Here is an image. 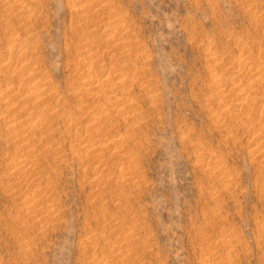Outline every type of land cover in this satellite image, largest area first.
<instances>
[{
	"label": "rangeland",
	"instance_id": "374dc122",
	"mask_svg": "<svg viewBox=\"0 0 264 264\" xmlns=\"http://www.w3.org/2000/svg\"><path fill=\"white\" fill-rule=\"evenodd\" d=\"M263 56L264 0H0V264H264Z\"/></svg>",
	"mask_w": 264,
	"mask_h": 264
},
{
	"label": "bare ground",
	"instance_id": "6f19581e",
	"mask_svg": "<svg viewBox=\"0 0 264 264\" xmlns=\"http://www.w3.org/2000/svg\"><path fill=\"white\" fill-rule=\"evenodd\" d=\"M98 2V1H97ZM97 5V4H96ZM124 42H126L127 43V41H124ZM135 42V41H134ZM125 44V43H124ZM127 45H128V43H127ZM246 51V50H245ZM244 51V52H245ZM248 52V51H247ZM246 55V54H245ZM262 57V56H261ZM264 57V56H263ZM254 58V57H253ZM264 59H262V61H263ZM245 62H246V60H245ZM259 63H261V62H259ZM247 65V64H246ZM242 66V65H241ZM247 67V66H246ZM243 69V68H242ZM248 69L250 70H252V72L253 71H255L256 73V75H258V78L262 81V80H264V62H263V64H258L257 66H255V67H253V66H250V67H248ZM239 73V72H238ZM255 77V76H254ZM237 79V78H236ZM258 79V80H259ZM236 81V80H235ZM253 83V82H252ZM249 85V84H248ZM238 87V86H237ZM242 90V89H241ZM252 90V89H251ZM260 95V94H259ZM249 96V95H248ZM247 95H240V97H238V104L240 103V104H242V103H246V106H247V102L248 103H250V100H249V98H251L250 96L248 97ZM252 104H253V102H252ZM251 104V105H252ZM239 107V106H238ZM258 107V106H257ZM261 108V107H260ZM250 109V108H249ZM262 109V108H261ZM96 118V117H95ZM97 118H99V117H97ZM37 119V118H36ZM43 120V119H42ZM94 120V119H93ZM33 121H35L34 119H33ZM39 122L37 121L36 123H34V124H31L30 126H31V129H34V128H37L38 127V124ZM41 124V123H40ZM36 134V133H35ZM32 135H33V133H32ZM28 136V135H27ZM120 139H118V141H119ZM122 140V139H121ZM120 140V141H121ZM115 141V140H114ZM118 141H116V143H118ZM122 144V143H121ZM89 146V145H88ZM257 149V148H256ZM259 149V148H258ZM257 151V150H256ZM263 155H264V153H263ZM39 158V157H38ZM16 172V171H15ZM14 172V173H15ZM123 237V236H122ZM121 239V238H120ZM118 240H119V238H118ZM122 240V239H121Z\"/></svg>",
	"mask_w": 264,
	"mask_h": 264
}]
</instances>
